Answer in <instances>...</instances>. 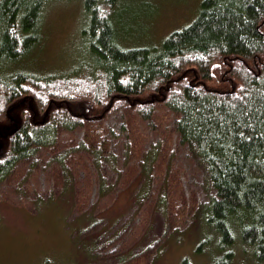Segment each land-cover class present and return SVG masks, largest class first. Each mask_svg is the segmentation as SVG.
Returning a JSON list of instances; mask_svg holds the SVG:
<instances>
[{"label": "trees", "instance_id": "trees-1", "mask_svg": "<svg viewBox=\"0 0 264 264\" xmlns=\"http://www.w3.org/2000/svg\"><path fill=\"white\" fill-rule=\"evenodd\" d=\"M53 1L82 3L79 58L67 73L37 75L22 63L40 46ZM118 2L0 0V183L53 150L61 130L124 109L148 120L163 106L210 188L195 253L208 264H264V0H200L157 45L129 47L116 35Z\"/></svg>", "mask_w": 264, "mask_h": 264}, {"label": "rangeland", "instance_id": "rangeland-1", "mask_svg": "<svg viewBox=\"0 0 264 264\" xmlns=\"http://www.w3.org/2000/svg\"><path fill=\"white\" fill-rule=\"evenodd\" d=\"M199 2L119 0L117 38L125 47L157 45L193 18ZM83 14L81 1L49 3L42 42L21 69L67 73L79 58ZM175 118L163 106L148 120L124 109L59 131L53 150L19 162L0 183V264H179L184 257L208 264L195 248L197 207L210 188ZM238 261L253 264L248 256Z\"/></svg>", "mask_w": 264, "mask_h": 264}]
</instances>
